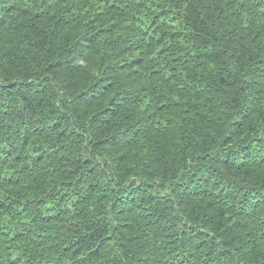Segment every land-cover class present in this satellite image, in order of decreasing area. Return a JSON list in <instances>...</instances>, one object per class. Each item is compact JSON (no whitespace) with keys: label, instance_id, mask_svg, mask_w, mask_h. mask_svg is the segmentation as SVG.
I'll return each instance as SVG.
<instances>
[{"label":"trees","instance_id":"trees-1","mask_svg":"<svg viewBox=\"0 0 264 264\" xmlns=\"http://www.w3.org/2000/svg\"><path fill=\"white\" fill-rule=\"evenodd\" d=\"M0 264H264V0H0Z\"/></svg>","mask_w":264,"mask_h":264}]
</instances>
